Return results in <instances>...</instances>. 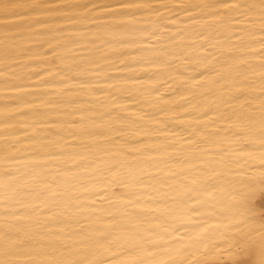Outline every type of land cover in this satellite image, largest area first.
Masks as SVG:
<instances>
[{"label":"bare ground","instance_id":"1","mask_svg":"<svg viewBox=\"0 0 264 264\" xmlns=\"http://www.w3.org/2000/svg\"><path fill=\"white\" fill-rule=\"evenodd\" d=\"M212 2L0 0V178L5 172L42 162L40 153L70 148L89 159L104 155L101 150L107 149L108 155L138 163L162 157L163 153L149 149L163 144L174 145L168 151L180 156L189 151L192 140L196 141L193 149L215 152L217 145L201 142L190 133L207 122L204 112L210 105L216 106L220 96L226 101L221 111L223 107L237 112L243 109L259 120L260 92L264 89L261 58L245 55L242 60L248 67L240 68L241 60L228 56L231 45L223 36L217 37L212 62L225 78L214 87L208 84L186 89L182 81L187 77L201 78L183 60L173 64L175 70L143 62L154 53L141 49L153 45L207 55L199 49L196 33L210 34L216 21L206 15L209 9L195 5ZM242 2L257 6L240 24L251 31L250 21L254 22L256 30L251 31L250 38L259 41L261 0ZM156 28V36L149 37V31ZM232 44H238L236 37ZM259 48L255 43L246 52L256 53ZM216 78L213 74L204 77L208 81ZM157 88L159 91L154 90ZM208 116L216 120V113L209 112ZM216 122L227 126V121ZM137 151L143 155H127ZM230 168L237 180L254 178L260 172L245 166L241 176L240 166ZM254 223L259 227L261 221ZM181 238L165 237L161 243L167 245ZM137 255L147 258L145 253ZM131 258L134 256L127 248L98 257L103 264H120ZM239 259L242 264H252L255 257L243 255Z\"/></svg>","mask_w":264,"mask_h":264},{"label":"snow or ice","instance_id":"2","mask_svg":"<svg viewBox=\"0 0 264 264\" xmlns=\"http://www.w3.org/2000/svg\"><path fill=\"white\" fill-rule=\"evenodd\" d=\"M195 7L209 9L206 15L216 21L210 34L196 33L198 47L207 55L153 45L141 49L154 53L143 62L175 70L173 64L183 60L201 78L187 77L182 81L186 89L214 87L225 78L212 62L217 37L223 36L231 45L228 56L241 60L240 68L248 67L243 56L254 54L260 56L259 68L264 73V0L260 2L259 41L250 38L256 30L254 22L250 21L251 31L240 24L256 10L255 4L213 0ZM158 31L150 30L149 37ZM233 37L238 44H232ZM255 43L260 44L259 51L246 52ZM206 74L217 78L208 81ZM260 98L259 120L243 109L223 107L221 111L226 104L223 96L217 98L216 106L208 107L207 122L190 136L217 145L215 152L193 149L196 141L192 140L189 151L180 156L168 151L174 145L163 144L149 149L163 153L162 157L138 163L108 155L107 149L101 150L104 155L89 159L70 148L40 153L42 162L3 173L0 264H103L98 257L123 248L134 258L120 264H242L239 257L243 255L254 256L252 264H264V89ZM209 112L216 113V120ZM216 121H227V126ZM209 127L217 130L210 132ZM127 155L136 158L143 153ZM231 165L240 166L241 176L245 166L260 172L254 178L237 180ZM257 219L259 227L254 223ZM174 235L182 238L161 243Z\"/></svg>","mask_w":264,"mask_h":264}]
</instances>
